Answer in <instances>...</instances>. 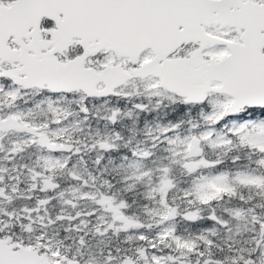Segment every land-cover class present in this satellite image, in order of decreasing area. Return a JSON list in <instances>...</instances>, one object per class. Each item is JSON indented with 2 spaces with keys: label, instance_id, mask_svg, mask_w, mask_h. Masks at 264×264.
I'll return each instance as SVG.
<instances>
[{
  "label": "snow or ice",
  "instance_id": "6c2138e0",
  "mask_svg": "<svg viewBox=\"0 0 264 264\" xmlns=\"http://www.w3.org/2000/svg\"><path fill=\"white\" fill-rule=\"evenodd\" d=\"M0 264H264V0H0Z\"/></svg>",
  "mask_w": 264,
  "mask_h": 264
}]
</instances>
